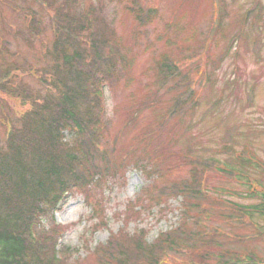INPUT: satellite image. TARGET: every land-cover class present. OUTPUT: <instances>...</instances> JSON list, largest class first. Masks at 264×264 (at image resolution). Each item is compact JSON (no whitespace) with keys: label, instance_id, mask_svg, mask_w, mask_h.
Returning a JSON list of instances; mask_svg holds the SVG:
<instances>
[{"label":"rangeland","instance_id":"rangeland-1","mask_svg":"<svg viewBox=\"0 0 264 264\" xmlns=\"http://www.w3.org/2000/svg\"><path fill=\"white\" fill-rule=\"evenodd\" d=\"M73 1L0 0V150L7 128L45 93L42 79L56 72V15L94 9L126 56L123 75L105 87L103 160L93 159L101 170L106 160L111 166L94 189L69 191L53 213L61 243L71 248L63 264H110L103 251L112 235L122 244L142 230L152 244L170 231L184 210L170 185L188 180L196 166L204 201L202 213L190 216L216 244L172 248L161 263L213 264L237 252L246 264H264V213L248 222L236 209L263 202L246 196L264 194V0ZM133 5L154 16L139 25ZM163 58L175 78L159 72ZM138 167L162 176L149 181ZM42 224L51 228L49 219ZM207 251L212 259H204Z\"/></svg>","mask_w":264,"mask_h":264},{"label":"trees","instance_id":"trees-1","mask_svg":"<svg viewBox=\"0 0 264 264\" xmlns=\"http://www.w3.org/2000/svg\"><path fill=\"white\" fill-rule=\"evenodd\" d=\"M72 3L75 2L72 0ZM134 4H137L135 0ZM135 5L136 10H131L139 25L154 16L152 9L142 14ZM93 10L80 14L71 12L62 18L56 15L58 22L54 26L59 33L52 53L56 72L50 76L51 80L42 79L45 93L36 97L31 109L19 116V124L11 123L7 128L6 148L0 150V264H63L71 248L63 245L57 251L59 229L53 226L47 229L42 222L51 221L53 210L62 204L69 191L84 187L85 192L94 189L111 166L106 160L107 166L101 170L93 159L100 156L99 146L107 126L103 107L105 87L110 88L114 78L123 75L126 56L119 53L113 42L119 39L114 27L107 24V28L101 19L96 21L98 17ZM173 66L163 58L158 64L159 72L166 75L165 78H175L178 72ZM6 82L4 80L1 87ZM6 91L17 93L14 89ZM132 166L137 167V163ZM138 168L149 181L162 176L157 169ZM190 172L188 180L170 185L173 193L181 197L179 205L184 209L175 227L161 232L152 244L146 242L142 230L122 236L125 242L122 244L112 235L106 243L108 248L103 251L108 257L106 261L110 264H162L160 256L172 248L196 242L195 248L216 244L214 236L202 235L197 218L190 216L192 211L202 213L198 206L203 207L204 201L201 202L204 194L199 190L201 171L196 166L191 167ZM247 193L246 198L263 200L261 204L236 208L241 217L252 222L256 213H264V194ZM164 195L167 194L158 197ZM153 204L160 205L161 200H153ZM213 255L207 251L204 259H212ZM215 260L213 264L250 261L237 252L221 253Z\"/></svg>","mask_w":264,"mask_h":264}]
</instances>
